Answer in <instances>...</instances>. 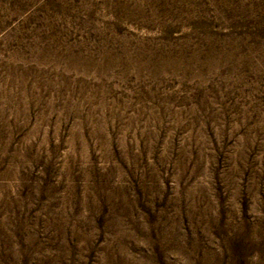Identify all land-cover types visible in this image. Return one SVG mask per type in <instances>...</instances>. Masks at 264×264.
Instances as JSON below:
<instances>
[{
	"label": "rangeland",
	"instance_id": "obj_1",
	"mask_svg": "<svg viewBox=\"0 0 264 264\" xmlns=\"http://www.w3.org/2000/svg\"><path fill=\"white\" fill-rule=\"evenodd\" d=\"M0 264H264V0H0Z\"/></svg>",
	"mask_w": 264,
	"mask_h": 264
}]
</instances>
